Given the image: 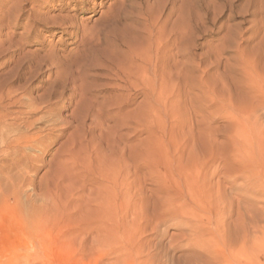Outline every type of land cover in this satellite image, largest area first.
I'll list each match as a JSON object with an SVG mask.
<instances>
[{
	"label": "rangeland",
	"instance_id": "1",
	"mask_svg": "<svg viewBox=\"0 0 264 264\" xmlns=\"http://www.w3.org/2000/svg\"><path fill=\"white\" fill-rule=\"evenodd\" d=\"M0 86V264H264V0H0Z\"/></svg>",
	"mask_w": 264,
	"mask_h": 264
},
{
	"label": "bare ground",
	"instance_id": "2",
	"mask_svg": "<svg viewBox=\"0 0 264 264\" xmlns=\"http://www.w3.org/2000/svg\"><path fill=\"white\" fill-rule=\"evenodd\" d=\"M120 2V1H119ZM118 2V3H119ZM123 5V4H122ZM120 6V5H119ZM62 17V16H61ZM110 17V16H109ZM51 18H54V17H51ZM66 18V17H65ZM68 19V18H67ZM64 20V19H63ZM37 21V20H36ZM45 21H47V20H44V22ZM49 21V20H48ZM56 21V20H55ZM62 22V21H61ZM59 23V22H58ZM51 24V23H50ZM60 24V23H59ZM63 24V23H62ZM47 25H48V23H47ZM54 26V25H53ZM73 26V25H72ZM85 38H87V37H85ZM158 39H156L157 41H158V43H157V48L156 49H158L159 50V48L160 47H158V44H159V37H157ZM175 40H176V38H175ZM84 41V40H83ZM156 41V42H157ZM163 42V41H162ZM173 43H175V41H171L170 43H168V45H170V46H172V44ZM177 44V43H176ZM160 45H161V43H160ZM159 45V46H160ZM86 48V47H85ZM88 50V49H87ZM181 56H183L184 58H186V57H188L189 56V53H187L186 52V50L185 51H181ZM158 55H159V53H158V51H156L155 52V57L157 58L158 57ZM45 57H46V55H45ZM41 58V57H40ZM51 58V57H50ZM43 59V58H42ZM47 60V59H46ZM24 61V60H23ZM23 61H21V62H23ZM39 61V60H38ZM18 62V61H17ZM25 62H26V59H25ZM37 62V61H36ZM57 62V61H56ZM16 64V63H15ZM25 64V63H24ZM22 65V64H21ZM14 67V66H13ZM16 67V66H15ZM156 67V66H155ZM158 67V66H157ZM19 69H21V68H19ZM16 71V70H15ZM18 72V71H17ZM17 72H14L13 71V73H17ZM19 72H20V70H19ZM43 73V72H42ZM24 74V73H23ZM36 74V73H35ZM34 74V75H35ZM40 74H41V71H40ZM172 74V73H171ZM30 75V74H29ZM17 76V75H16ZM12 78L14 77V75L13 76H11ZM11 77H10V79H11ZM28 77V76H27ZM66 77H68V76H66ZM15 78V77H14ZM9 79V78H8ZM27 79V78H26ZM66 79V78H65ZM6 80V79H5ZM12 80H14V79H12ZM12 80H10V82L12 81ZM16 80V79H15ZM58 80V79H57ZM32 81V80H31ZM55 80H52V84H53V82H54ZM64 81V80H63ZM137 81H138V79H137ZM25 82H26V80H25ZM29 81H27L26 83H28ZM65 82V81H64ZM58 83V82H57ZM63 83V82H62ZM7 84H8V82H7ZM67 84V83H66ZM6 85V84H5ZM28 85V84H27ZM57 85V84H56ZM50 86H52L51 84H50ZM61 86H63V85H61ZM67 86V85H66ZM66 86H65V88H66ZM0 87H2V86H0ZM29 87V86H28ZM27 87V88H28ZM48 87V86H47ZM76 87V86H75ZM4 88V87H3ZM19 89H24V88H19ZM47 90H48V88H46ZM53 90H54V88H53ZM52 90V91H53ZM24 91V90H23ZM46 91V90H45ZM50 91V90H49ZM65 91V90H64ZM25 92V91H24ZM23 92V93H24ZM46 92H48V91H46ZM3 93V92H2ZM16 94H18V93H16ZM15 94V90H8V92L6 93V98L8 99V100H15L14 102H13V104H15V103H17V101L18 100H16L15 98H16V95ZM25 94V93H24ZM19 95V94H18ZM79 96V95H78ZM19 97H21V96H19ZM40 97H43V96H40ZM49 97V96H48ZM51 97V96H50ZM4 98V97H3ZM44 98V97H43ZM65 98V97H64ZM45 99V98H44ZM50 99V98H49ZM60 99V98H59ZM1 100H2V98H0V102H1ZM36 100V99H35ZM46 100H47V98H46ZM62 100V99H61ZM25 101V100H24ZM50 101V100H49ZM19 102V101H18ZM23 102V101H22ZM26 102V101H25ZM44 102H45V100H44ZM44 102H42V103H44ZM54 102V101H53ZM27 103V102H26ZM40 103H41V101H40ZM45 103H47V102H45ZM25 104V103H24ZM52 104V103H51ZM57 104V103H56ZM60 104V103H59ZM18 106V105H17ZM35 106H37V105H35ZM49 107V106H48ZM47 107V108H48ZM27 108V107H26ZM46 108V109H47ZM32 109V108H31ZM31 109H28L29 110V112H28V110H27V112L26 113H17V115L14 117V121H16V122H20V124H24V126L25 127H28V126H32V125H34L35 123H37V122H39V120H41V119H36V118H34V119H36V120H33V121H30L29 120V117L28 118H23L24 117V115H26V114H30L29 116H32L33 114H37L38 112H36L37 110H40V108H37V109H34V110H31ZM48 110V109H47ZM47 112H49V111H47ZM75 114V113H74ZM73 114V115H74ZM14 116V115H13ZM7 116L6 115H4V116H0V124H2V122H3V120L6 118ZM46 117V116H45ZM74 117V116H73ZM32 119V118H31ZM51 122V121H50ZM35 126H33V128H34ZM39 133V132H38ZM16 135V134H15ZM2 137V134H1V136H0V138ZM40 137V136H39ZM8 139H9V137H7ZM6 138V139H7ZM11 138V137H10ZM15 139V138H14ZM33 139V137H29V138H27V137H20L19 139H17L16 140V142H15V147H17V149L18 148H23L26 144H27V142H30L31 140ZM1 140V139H0ZM4 140H5V138L3 139V141L1 142V143H5L4 142ZM12 140L10 139V142H11ZM7 143V142H6ZM33 143V142H32ZM5 145V144H4ZM9 151V150H8ZM10 153V152H9ZM22 153V152H21ZM10 178V177H9ZM12 178V177H11ZM18 179V178H17ZM17 179H16V181H17ZM9 182V181H8ZM15 186V184L12 182V180H10V182L9 183H5L3 186H1L0 185V216L1 215H3L4 213H5V211L7 210V208H8V204H9V199H10V196H12V197H14L16 194H17V188L16 187H14ZM11 202V201H10ZM11 206V205H10ZM12 208V207H11ZM11 210V209H10ZM41 214H37V216H36V220L38 219L39 220V218H41V216H40ZM34 223V224H33ZM32 224L35 226L37 223H36V221L35 220H33L32 221Z\"/></svg>",
	"mask_w": 264,
	"mask_h": 264
}]
</instances>
